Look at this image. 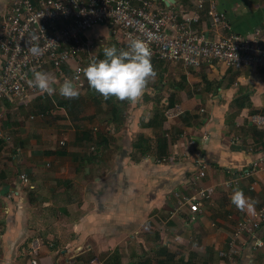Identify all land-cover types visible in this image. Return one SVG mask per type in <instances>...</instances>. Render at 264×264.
<instances>
[{
	"label": "crops",
	"instance_id": "0c3cea01",
	"mask_svg": "<svg viewBox=\"0 0 264 264\" xmlns=\"http://www.w3.org/2000/svg\"><path fill=\"white\" fill-rule=\"evenodd\" d=\"M12 1L0 0V13ZM205 2L206 9L217 5L233 33L264 27V0ZM172 5L198 15L193 31L211 39L228 32L213 28L191 0ZM82 38L98 45L92 59L116 47L106 26ZM151 63L155 79L138 102H122L120 124L111 123L110 109L89 84L78 98L61 96L49 65L42 71L55 76L54 94L0 101V264H31L35 242L38 264H225L218 253L228 250L237 222L264 204V128L249 121L264 115V71ZM140 137L143 154L133 148ZM190 139L209 163L200 186L211 197L193 223L187 207L175 211L173 196L192 192ZM157 157L171 158L158 164ZM229 180L238 181L236 188L223 186ZM237 190L250 206L232 203ZM243 247L236 264H264V246Z\"/></svg>",
	"mask_w": 264,
	"mask_h": 264
},
{
	"label": "built area",
	"instance_id": "2783aa9c",
	"mask_svg": "<svg viewBox=\"0 0 264 264\" xmlns=\"http://www.w3.org/2000/svg\"><path fill=\"white\" fill-rule=\"evenodd\" d=\"M164 1L13 0L0 13V101L12 98H19L23 103L39 98L44 100L47 93L29 81L34 80L33 69L42 71L48 65L60 85L65 79H73L78 89L83 88V69L91 62L98 45L82 37L100 26L107 27L118 50H127L132 39H140L149 46L151 59L164 63L199 68L203 64L218 62L233 70L256 68L264 71V27H258L245 36L233 33L214 2H210L206 9L205 0H191L196 12H206L213 28L228 30L217 39H211L206 32L190 29V24L199 21L196 13L189 14L173 5L165 6ZM32 37H36L32 44L40 49L37 54L29 51L31 45L27 42ZM65 68L69 74L64 72ZM77 76L78 80L75 79ZM166 115L176 114L167 112ZM39 117H44V113ZM249 121L257 128H264V115L252 114ZM188 145L192 148L194 165L190 180L192 192L187 195L174 193L173 196L177 202L175 211L187 207V221L193 223L202 213L204 202L211 199L210 189L200 186L209 163L195 141L190 139ZM170 158L157 157L155 161L159 164ZM253 166L250 173L258 163ZM19 179L23 184L28 183L24 174L19 175ZM237 184V180H229L223 186L234 189ZM263 226L264 204L252 216L237 222L228 250L220 251L218 256L225 259V264H236L243 252L241 246L250 252L258 251L264 246ZM37 253L35 242L30 249L31 264H38Z\"/></svg>",
	"mask_w": 264,
	"mask_h": 264
},
{
	"label": "clouds",
	"instance_id": "9594fccd",
	"mask_svg": "<svg viewBox=\"0 0 264 264\" xmlns=\"http://www.w3.org/2000/svg\"><path fill=\"white\" fill-rule=\"evenodd\" d=\"M35 39L36 37H32L27 42L31 45L29 51L33 54L40 51L38 46L32 44ZM103 54V59L93 58L83 69V75L90 87L104 99L115 97L121 102H138L144 96L149 82L157 75L151 63L149 46L140 39H132L127 50H118L112 46L105 48ZM33 73L34 80L29 81L30 84L48 95L55 93L54 75L35 69ZM75 79L78 80L79 77ZM59 94L68 99L78 98L79 90L73 79H65L59 88ZM231 199L232 203L241 209L250 206L248 199L240 190L235 191Z\"/></svg>",
	"mask_w": 264,
	"mask_h": 264
},
{
	"label": "trees",
	"instance_id": "16d2710c",
	"mask_svg": "<svg viewBox=\"0 0 264 264\" xmlns=\"http://www.w3.org/2000/svg\"><path fill=\"white\" fill-rule=\"evenodd\" d=\"M96 94L98 95L99 98H101L100 101H102L103 103H105L108 108L110 109V113H111V117H112V122L111 123H117L120 124L122 122L121 120V116L123 114L122 108L124 109V103L122 102H117L114 103V97H111L109 99H104L103 96H101L99 93L96 92ZM112 110V111H111ZM133 148H135L136 150H139L142 154L146 153V148H144V142H143V137H140L137 141V143H134ZM161 158V157H158ZM138 264H149V262H142V263H138Z\"/></svg>",
	"mask_w": 264,
	"mask_h": 264
},
{
	"label": "rangeland",
	"instance_id": "374dc122",
	"mask_svg": "<svg viewBox=\"0 0 264 264\" xmlns=\"http://www.w3.org/2000/svg\"><path fill=\"white\" fill-rule=\"evenodd\" d=\"M103 51H104V49H103ZM103 58H104V54L102 53V54H99V55H98V58H97V59L99 60V59H103ZM84 83H85V84H88L87 79H86L85 76H84Z\"/></svg>",
	"mask_w": 264,
	"mask_h": 264
},
{
	"label": "water",
	"instance_id": "95a60500",
	"mask_svg": "<svg viewBox=\"0 0 264 264\" xmlns=\"http://www.w3.org/2000/svg\"><path fill=\"white\" fill-rule=\"evenodd\" d=\"M164 2L166 4L165 6H169V3L172 2V0H165Z\"/></svg>",
	"mask_w": 264,
	"mask_h": 264
}]
</instances>
